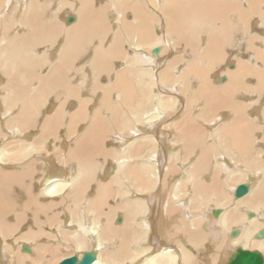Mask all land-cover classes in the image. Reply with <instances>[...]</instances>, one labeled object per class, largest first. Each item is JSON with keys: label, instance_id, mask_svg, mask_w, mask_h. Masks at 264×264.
Here are the masks:
<instances>
[{"label": "bare ground", "instance_id": "bare-ground-1", "mask_svg": "<svg viewBox=\"0 0 264 264\" xmlns=\"http://www.w3.org/2000/svg\"><path fill=\"white\" fill-rule=\"evenodd\" d=\"M251 254L264 0H0V264Z\"/></svg>", "mask_w": 264, "mask_h": 264}, {"label": "water", "instance_id": "water-1", "mask_svg": "<svg viewBox=\"0 0 264 264\" xmlns=\"http://www.w3.org/2000/svg\"><path fill=\"white\" fill-rule=\"evenodd\" d=\"M237 192L238 194L243 195L244 193H246V187H240ZM92 259L93 258L90 255H84L83 259L79 263H76V259L70 257L62 261L60 264H90L92 262ZM255 262H257V258L254 254H251L243 258L241 264H255Z\"/></svg>", "mask_w": 264, "mask_h": 264}, {"label": "rangeland", "instance_id": "rangeland-1", "mask_svg": "<svg viewBox=\"0 0 264 264\" xmlns=\"http://www.w3.org/2000/svg\"><path fill=\"white\" fill-rule=\"evenodd\" d=\"M28 34H27V38H31L30 36H32L33 34H32V32L31 31H29V32H27ZM254 35V33H250V36H253ZM250 36H248V38H250ZM247 38V39H248ZM247 41V40H246ZM168 55V54H167ZM168 59H170V58H168ZM164 60H167V59H164ZM164 60H162L161 61V64L159 63V67H158V69H157V71H160L161 69H163V67H164V64L162 63ZM189 60H192V57H190V59ZM189 62V61H188ZM188 64V63H187ZM47 73H48V70H47ZM47 73L45 72V75H47ZM117 142V141H116Z\"/></svg>", "mask_w": 264, "mask_h": 264}]
</instances>
